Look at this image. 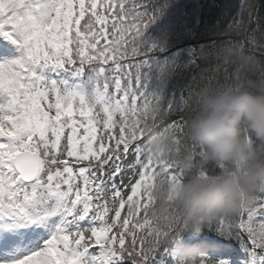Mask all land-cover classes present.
<instances>
[{"label": "snow or ice", "instance_id": "6c2138e0", "mask_svg": "<svg viewBox=\"0 0 264 264\" xmlns=\"http://www.w3.org/2000/svg\"><path fill=\"white\" fill-rule=\"evenodd\" d=\"M139 8L132 0H0V36L22 52L0 62V264H141L163 235L147 207L145 186L158 168L146 145L166 113L141 90L138 61L153 18ZM109 64L123 77L93 103L39 71ZM184 123L170 129L179 134ZM260 216L264 200L251 198L219 226L227 239H199L220 245L221 264H264Z\"/></svg>", "mask_w": 264, "mask_h": 264}, {"label": "trees", "instance_id": "16d2710c", "mask_svg": "<svg viewBox=\"0 0 264 264\" xmlns=\"http://www.w3.org/2000/svg\"><path fill=\"white\" fill-rule=\"evenodd\" d=\"M132 2L140 3L139 11L153 18L147 33L160 45V48L150 54L143 36L145 46L142 57L147 56L151 63L149 68L144 69L151 80L148 91L156 84H162L163 91L158 105L166 113L162 118L156 117L152 129L156 127L161 131L170 123L171 117L185 119L178 143L168 137L162 140V156L169 157L173 163L177 162L183 175L181 184L193 178L215 183L223 181L229 174L243 175L241 162L210 159L201 145L186 136V130L190 119L199 111L200 99L206 92H251L264 95V0ZM144 23H148V19ZM110 66L112 69L116 65ZM85 67L90 78L99 72L101 65ZM181 98L186 100L182 111H167L169 105L180 108ZM149 123L152 121L149 120ZM245 137L252 144L256 161L264 165V140L246 129L242 130V139ZM185 158L190 161L188 167L182 164ZM158 172L154 190L156 201L153 206L148 207V211L151 219L159 221L157 227L163 235L146 250L141 264H150L171 248L178 237L184 235L205 232V235L214 233L227 239L229 234L226 224L222 229L219 226L238 213L243 202L261 195L264 188V183L252 186L241 196L239 206L227 215L193 216L178 205L176 197L168 198L167 174L163 169L161 173ZM126 211L127 207L122 211L121 217ZM125 262L133 264L128 259Z\"/></svg>", "mask_w": 264, "mask_h": 264}, {"label": "clouds", "instance_id": "9594fccd", "mask_svg": "<svg viewBox=\"0 0 264 264\" xmlns=\"http://www.w3.org/2000/svg\"><path fill=\"white\" fill-rule=\"evenodd\" d=\"M264 140V95L251 92L215 94L206 92L200 108L186 130V136L201 145L210 159L239 161L243 175L229 174L223 181L193 178L176 188V201L193 216L227 215L240 204L241 196L252 186L264 183V165L256 161L252 144L242 130ZM185 167L190 161L182 160Z\"/></svg>", "mask_w": 264, "mask_h": 264}, {"label": "rangeland", "instance_id": "374dc122", "mask_svg": "<svg viewBox=\"0 0 264 264\" xmlns=\"http://www.w3.org/2000/svg\"><path fill=\"white\" fill-rule=\"evenodd\" d=\"M149 29H146L144 36L145 39L148 43V47H149V51L153 52L157 46L159 45V43L152 38V35H148V31ZM112 39L111 36H109L108 40H102V43H99V46L104 45L105 43H108L110 40ZM71 47V45H70ZM144 66L143 67H148L149 66V61L147 59H144ZM140 63V62H139ZM72 66H65V67H55V66H48L46 68L40 69V74L43 76L44 80L46 82H50L52 80H54L56 82L57 87L59 88L60 86H63L62 84H59L61 82H69L71 89L76 90L75 93L81 97H83L87 102L89 103H93L94 101H96L97 99L101 98V97H105V96H110L115 90H116V83L119 79H121L123 77V70H116L115 73L109 76V79L111 77L110 82L109 79L108 81H105V88L103 90V92L100 90L98 91L97 88H95V90L92 89H84L83 88V83H82V77L84 75V71H79L77 74L74 73L72 74L69 70V68H71ZM68 69V72L66 70ZM74 70V68H73ZM76 70V69H75ZM104 71V69H103ZM102 71V72H103ZM44 73V74H42ZM141 73L139 72V76L141 77ZM147 73H144V75H146ZM107 80V76H104ZM139 77V78H140ZM141 80V79H140ZM139 80V82H140ZM98 82V81H97ZM68 85V84H66ZM149 87L146 84L142 85V91L145 92V90H147ZM78 89V90H77ZM163 91V87L162 84H156L154 86V88H151V90L149 91L148 98L150 100L153 99V97L157 100V102L160 101L161 98V93ZM68 92V91H67ZM73 92V91H72ZM64 93V92H63ZM155 102V101H154ZM142 101L139 102V104L142 105ZM184 103H186L185 98H181V103H180V107H182L183 105H185ZM114 119H118V117H115ZM171 122L170 124H168L167 130H163L162 132H158V134H156V138L157 140H162L163 138H167V137H172L173 140L175 142H178L180 139V135L181 133L177 134L174 130L170 129L172 124L174 122L180 121L179 119H174L171 118ZM149 122V121H148ZM97 135H101V133H97ZM157 149H159V147H157ZM148 158L150 159V154H148ZM162 163V162H161ZM161 165H165L164 163H162ZM167 171H168V175H169V182H170V191H169V197L171 199L176 197V188L178 185L181 184V180H182V174L181 171L179 169V167L175 164L171 165V166H165ZM170 169H176L178 170L177 172H170ZM152 179H153V174H150V179L147 181L146 183V194L149 197V203L148 206H150V204L153 202V195H152ZM264 200V195L262 198L256 200L257 202ZM245 206V205H244ZM243 206V207H244ZM257 223L260 227L264 228V216H260L257 218ZM95 227L99 228L102 226V222L97 221L94 225ZM192 240L193 242H203L206 243L207 245L209 244L208 248L210 251H208V253H205V255H201L200 257L195 256L196 254L193 253L196 250V246H188V248L184 249L181 251V253L177 254V256L174 253V248L177 246V244L175 245V247L168 253L166 254V257L163 261H161L159 264H221V260L223 258H217L219 255H214L215 252H213L214 250H216L217 252L221 251V247L218 244H215L213 242L207 241V240H201L199 239V237H189L186 239H182L181 242H187ZM179 245V243H178ZM217 256V257H214ZM200 259L199 261H196V259ZM264 259V258H262ZM119 264H121V261L119 262ZM228 264H230V261L228 262ZM246 264V262H245Z\"/></svg>", "mask_w": 264, "mask_h": 264}, {"label": "bare ground", "instance_id": "6f19581e", "mask_svg": "<svg viewBox=\"0 0 264 264\" xmlns=\"http://www.w3.org/2000/svg\"><path fill=\"white\" fill-rule=\"evenodd\" d=\"M4 44H5L4 42L0 43V62L4 61L6 58L8 60H13L15 56L13 57V56L10 55V54H13V53H16L17 55H19V57L21 56V53H19L20 52L19 49L15 52L14 49H12V48L9 50ZM188 245H189L188 243L187 244L184 243V242L180 243V245L175 247V249L173 250L175 255L177 256V254L181 253L183 248L185 249Z\"/></svg>", "mask_w": 264, "mask_h": 264}]
</instances>
